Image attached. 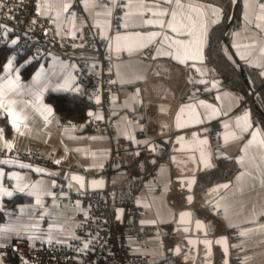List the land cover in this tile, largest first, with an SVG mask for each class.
I'll return each mask as SVG.
<instances>
[{
	"label": "crops",
	"instance_id": "0c3cea01",
	"mask_svg": "<svg viewBox=\"0 0 264 264\" xmlns=\"http://www.w3.org/2000/svg\"><path fill=\"white\" fill-rule=\"evenodd\" d=\"M239 1L240 18L232 25L228 38L238 59L257 71L258 80L264 83V21L256 19L260 14L258 5L264 4V0ZM72 2L73 0H37L38 13L51 22L58 35L74 36L80 32V26L74 22L71 12ZM82 2L93 27L100 29L109 38L116 86L110 116L114 124V136L131 148L136 156L145 151L155 155L161 149L159 142L169 143L176 133L175 117L181 104L198 99L211 102L215 120L204 131L210 132L213 137L216 159L234 160L237 171L230 180V186L215 197L210 206L217 222L225 225L230 236L233 230L236 231L231 245L230 264L234 257L239 259L238 264H264V229L261 228L264 225V185L261 183L264 180V150L254 144L245 151V145L252 138L251 133L258 128L264 134V128L254 122L249 101L245 103L247 97L241 92L224 89L206 62L209 32L222 21L223 7L214 1L200 0H180L183 8H177L175 0L171 5L165 0ZM1 3L2 0L0 5ZM120 3L124 5V12L119 27L116 28L114 16L116 5ZM65 4L70 5L67 11L64 9ZM189 5L202 9L203 17L189 8ZM149 8L151 11H147ZM161 9L169 12L176 10L177 18L183 19L185 23L188 22L189 15L198 22L202 20L207 28L203 61L189 59L187 63H181L174 56L158 55V50L175 53V48L170 47V41L165 42L163 36L156 37L146 47L141 46L147 43L141 38L152 32L166 33L172 39H191L187 35H177L166 27L162 29L159 25L146 23L148 20L158 19L154 13ZM213 9H220V13L214 15ZM162 19L168 21L171 16ZM197 28L199 29V23ZM117 36L129 39L117 42ZM12 58L10 54L0 70V86H4L8 80L17 82L19 86L8 92L7 98L16 101L10 107L26 119L20 123V131L17 132L12 116L4 108H0V129L3 130L0 134V149L5 151L0 155V161H15L10 164L0 163V171L4 173L0 176V187L14 192L11 197L0 196V210H3L6 200L14 196H24L25 200L7 212L0 230H10L0 232V246L12 245L20 239L64 243L77 227L75 218L87 214L88 208L81 202L62 205L54 187L62 184L78 188L69 177L66 178L68 172H99L110 157L111 139L106 134L64 121L47 99L52 94L79 92L70 90L79 88L74 62L60 55L50 54L42 60H36L38 63L28 77H25L23 70L33 61L27 58L14 59L9 71L7 64ZM37 73L41 74L39 79L36 78ZM66 82L70 84L68 89L61 87ZM100 99L99 95L92 99L95 103L93 114L97 116L101 113L96 109V103ZM46 108L52 109L51 114ZM245 113L249 115L252 128L242 133L237 125L238 120L243 124V120L239 118ZM214 129L217 132L212 135ZM232 134L240 138L232 139ZM6 142L13 147H5ZM34 150H38L44 158H52L54 163L59 160L60 163L51 166L28 163L17 153ZM167 153L168 159L156 166V180L144 186L137 199L146 211L144 223L168 225L169 230L162 233L161 238L131 243L138 253H142L141 246H149L147 253L157 260L167 256L175 257L166 247V236L172 234L178 214L185 208L183 194L175 187V171L168 150ZM241 157H244L243 163ZM22 164L31 167H21ZM37 168L44 171L37 172ZM13 173L20 179L13 177ZM117 177L123 179L125 174L119 171ZM18 184L25 188L24 192L16 191ZM156 188H160V192L155 194L153 192ZM30 192L36 194L30 195ZM37 195L41 199L40 204H37ZM205 196L203 192L197 191L194 205H202L206 200ZM244 232L248 235H240ZM175 260L176 264H182L176 257ZM0 264L12 263L0 257Z\"/></svg>",
	"mask_w": 264,
	"mask_h": 264
},
{
	"label": "built area",
	"instance_id": "2783aa9c",
	"mask_svg": "<svg viewBox=\"0 0 264 264\" xmlns=\"http://www.w3.org/2000/svg\"><path fill=\"white\" fill-rule=\"evenodd\" d=\"M74 22L80 32L74 36L58 35L51 22L38 13L37 0H2L0 5V47L10 49L15 59L42 60L57 54L75 63L77 83L81 98L92 100L96 95L100 101L97 115L89 116L81 123L87 130L106 134L111 139V154L99 172L85 171L87 178L104 177L106 186L101 190H80L57 184L54 192L62 205L81 202L88 208L87 214L78 215L77 227L64 243L30 242L25 239L9 246H0V257L16 256L20 264H176L175 257L157 260L147 253L149 246L143 245L142 253L135 252L134 241L161 238L169 230L168 225L146 224V211L138 203V194L144 186L156 180V168L148 173L131 178L118 179L119 168L131 166L136 154L122 140L114 136V124L110 118L112 99L116 92L113 76V60L109 38L90 23L82 0H73L71 6ZM124 5L117 4L114 16L115 27L122 20ZM16 40L13 44L12 41ZM148 52V50H147ZM244 98V97H243ZM249 99L245 98V103ZM217 130H212L214 135ZM5 151L0 149V155ZM28 163L51 166L52 158H44L38 150L17 152ZM148 154V152H144ZM159 162L157 161L156 166ZM160 192L156 188L153 193ZM230 236V235H229ZM236 231L230 239L233 241ZM87 244V247H85ZM232 264H238L234 257Z\"/></svg>",
	"mask_w": 264,
	"mask_h": 264
},
{
	"label": "water",
	"instance_id": "95a60500",
	"mask_svg": "<svg viewBox=\"0 0 264 264\" xmlns=\"http://www.w3.org/2000/svg\"><path fill=\"white\" fill-rule=\"evenodd\" d=\"M238 5L239 0H234L231 17L223 35V43L240 67L242 77L251 92L254 106L264 116V112L257 105L255 89L251 85L246 70L236 56L228 38V32L233 25ZM209 105L211 107H208ZM181 108L185 109L183 113L180 112ZM178 116L179 120L177 119ZM213 116V104L205 99L192 100L181 104L175 117L176 133L170 138L168 143L170 162L175 171V187L177 191L183 194L185 200V208L178 214V220L171 234L172 246L168 251L182 264H230L233 241L230 239L227 228L223 223L217 222L216 216L210 219L200 217L198 209L201 205H194L200 175L217 167L213 137L210 132L204 131L215 120ZM197 120L202 122L197 123ZM178 123L183 126L178 127ZM201 141L207 142L201 144ZM205 160L211 165L210 167H205ZM73 176L83 177V187L80 186L78 181L72 179ZM68 177L83 191L86 189L101 190L106 186L104 177L88 179L86 175L79 172L71 174L68 172L66 173V178ZM193 178H195V183H191ZM94 181L96 182L95 186L93 185ZM230 184V181L214 184L208 189L207 193L214 194L217 197ZM223 185H227V187H221ZM189 197H191V200H189ZM203 204H209V201L205 200ZM182 213H190V216H184L182 219ZM198 222L202 227H197ZM221 238H227V252L224 251L223 244L216 243ZM206 240L212 242L210 246L205 244Z\"/></svg>",
	"mask_w": 264,
	"mask_h": 264
},
{
	"label": "trees",
	"instance_id": "16d2710c",
	"mask_svg": "<svg viewBox=\"0 0 264 264\" xmlns=\"http://www.w3.org/2000/svg\"><path fill=\"white\" fill-rule=\"evenodd\" d=\"M206 2H217L224 9V17L222 21L214 26L209 32L208 44L206 47L205 55L206 62L211 70L216 74L221 86L224 89L243 93L249 99L252 117L256 124L264 128V116L253 104L251 92L247 87L239 65L237 64L234 56L223 43V35L231 17L234 0H200ZM241 13L240 1L238 10L235 15L233 25L239 20ZM10 56V49L0 47V70L5 65ZM38 61H33L30 66L24 69L25 77L31 73L32 69ZM243 64V63H242ZM251 85L255 89V99L259 108L264 112V83L258 79V73L254 69L244 65ZM48 101L53 105L59 116L66 122L81 123L85 121L95 108V103L92 100L83 99L78 93H58L48 96ZM160 152L153 154H140L136 157L135 162L131 166L120 167L119 171H123L125 178H131L137 174H144L153 171L156 168V162L168 159V143L164 141L159 142ZM237 171V165L234 160L229 158H219L217 160V167L211 171L204 172L200 175L198 184V192H203L209 204H202L198 209V214L204 219H210L215 216L210 204L215 198L214 194H208V189L214 184L230 181ZM25 200L24 196H14L6 200L3 210H0V227L5 222L6 214L10 209ZM166 247L172 246L171 235L166 236ZM8 260L12 264H20L16 256H9Z\"/></svg>",
	"mask_w": 264,
	"mask_h": 264
},
{
	"label": "snow or ice",
	"instance_id": "6c2138e0",
	"mask_svg": "<svg viewBox=\"0 0 264 264\" xmlns=\"http://www.w3.org/2000/svg\"><path fill=\"white\" fill-rule=\"evenodd\" d=\"M166 3H168L169 5H171L173 3V0H165ZM176 3V7L177 8H183L184 6L181 4L180 0H175ZM70 7L69 4H65L64 9L65 11L68 10V8ZM189 8H191L193 11L197 12L198 15L200 17H203L204 13L203 10L200 9L199 7H194L193 5H189ZM259 9H260V14L256 17L257 20L259 21H264V4H259L258 5ZM147 11H151V9H147ZM220 13V9H213V14H219ZM155 16L159 17L158 19L155 20H148L146 21V23L148 24H154V25H159L162 29L163 28H168L171 29L172 32L176 33L177 35H187L188 37H191V39L189 40H179V39H172L170 38L166 33H161V32H152V33H148L146 37H143L141 39H145L147 41V43L141 45L142 47H146L147 44L152 43L156 37L159 36H163V40L165 42H169L170 47H174L175 48V53H173L172 51H157L158 55H165V56H174L175 59L179 60L181 63H187V61L189 59L192 60H197V61H203L204 59V55H203V49H204V45L206 43V32H207V28L206 25L203 24L202 20L201 21H197L195 19L192 18L191 15H189L187 17V23H185V21L183 19H178V12L176 10H172L171 12H169L167 9H161L158 12L154 13ZM171 16V19L168 21H165L164 19H162L165 16ZM199 23V29L197 28ZM258 27L260 26L259 24L257 25ZM125 27H127V24H125ZM121 39L127 40L129 39L128 37H120L117 36L116 40L117 42H119ZM13 44L16 43V40L12 41ZM117 50L119 51V44L117 46ZM129 50L131 51L132 49L129 48ZM262 51H264V49H262ZM15 59V57L12 58V60L8 61L7 64V69L10 71L12 68V61ZM194 66V65H193ZM67 67V66H65ZM40 73H37V79H39L40 77ZM19 78L17 77V80ZM19 85L17 84L16 81L13 80H8L6 82V84L4 86H0V108H4L5 111L10 114L12 116V123L16 128V131L19 132L20 131V123L23 122V120L26 119V117H22L19 114L15 113L13 108L10 107L11 105H15L16 101L15 100H11L7 98V94L8 92L14 91ZM61 87H64L66 89L70 88V84H68V82L65 83V85H62ZM71 91L73 92H78L80 91L79 88H70ZM5 101H7V103H5ZM203 103V102H201ZM208 107H211L210 105ZM46 111L51 114L52 109L51 108H46ZM185 111L184 108L180 109V112L183 113ZM89 115H92V113H89ZM102 116H97V119H102ZM45 119L47 120V116H45ZM179 120V116L177 118ZM240 120H243V124L239 123L238 120V127H240L241 132H247L249 131V129L252 128V124L249 120V115L247 113H245V115L242 118H239ZM197 123H200L202 121L197 120ZM26 126V125H25ZM178 127H181L183 125H180L178 123L177 125ZM227 127V125H226ZM3 130L0 129V134H2ZM23 134V133H21ZM252 138L251 140L248 141V144L245 145V151H247V149L256 144L259 146V148L261 150H264V134L261 133L260 129H256L254 132L251 133ZM232 139H239L240 137L236 136L235 134L231 135ZM95 139V138H93ZM226 142L228 137L225 138ZM207 141H201V144L206 143ZM5 147L7 148H11L13 147V145L11 143L6 142L5 143ZM203 155V154H202ZM241 163H243L244 161V157H241ZM0 163L3 164H10V163H15V161H10V160H4V161H0ZM55 163L59 164L60 161L57 160L55 161ZM21 167H31V165H20ZM211 165L208 163L207 160H205V167H210ZM37 172H43L44 169H40L37 168L36 169ZM4 173L2 171H0V176H3ZM13 177H15L16 179H20V177L16 174L13 173L12 174ZM73 180L78 181L80 183V186L83 187V177H79V176H73L72 177ZM39 184V182H37ZM191 183H195V178H193V180L191 181ZM262 185H264V180L261 181ZM93 185H96V182H93ZM27 187V186H25ZM36 187V186H33ZM221 187H227V185H223ZM16 191L19 192H24L25 188L20 187L19 184L17 185V189ZM30 195H35V192H30ZM50 194V193H49ZM14 195L13 191H8L6 188H2L0 187V196H8L11 197ZM189 200H191V197H189ZM36 201L37 204L41 203V199L39 197V195L36 196ZM184 216H190V213H182L181 214V218L183 219ZM197 227H202V225L199 224V222L197 223ZM262 229H264V225L261 226ZM10 229H3L0 230V232H5V231H9ZM187 231V229H185ZM240 235H248L247 232L244 233H240ZM51 242V240H49V243ZM193 243H195L193 241ZM211 241H205V244L210 246L211 245ZM216 243L218 244H223L224 245V251L227 252L228 251V243H227V238H221L220 240H217ZM85 247H87V244H85ZM177 251H179V249H177Z\"/></svg>",
	"mask_w": 264,
	"mask_h": 264
},
{
	"label": "flooded vegetation",
	"instance_id": "af4514ba",
	"mask_svg": "<svg viewBox=\"0 0 264 264\" xmlns=\"http://www.w3.org/2000/svg\"><path fill=\"white\" fill-rule=\"evenodd\" d=\"M177 261H178V259H177Z\"/></svg>",
	"mask_w": 264,
	"mask_h": 264
}]
</instances>
